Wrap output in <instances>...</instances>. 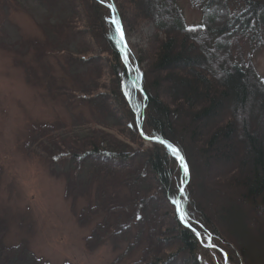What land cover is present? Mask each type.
I'll return each instance as SVG.
<instances>
[{
    "label": "trees",
    "instance_id": "16d2710c",
    "mask_svg": "<svg viewBox=\"0 0 264 264\" xmlns=\"http://www.w3.org/2000/svg\"><path fill=\"white\" fill-rule=\"evenodd\" d=\"M31 1L62 13L52 33L75 70L76 89L46 87L94 113L86 133L53 149L74 178L95 182L89 214L101 215L86 247L128 239L127 253L141 250L133 264H264V74L252 62L264 49V0H189L201 12L191 25L178 0ZM114 19L125 39L153 30L124 50ZM192 156L211 184L226 171L235 192L220 194V208L198 195ZM237 218L257 244L225 227ZM6 231L0 219V264H48L26 244H3Z\"/></svg>",
    "mask_w": 264,
    "mask_h": 264
},
{
    "label": "rangeland",
    "instance_id": "374dc122",
    "mask_svg": "<svg viewBox=\"0 0 264 264\" xmlns=\"http://www.w3.org/2000/svg\"><path fill=\"white\" fill-rule=\"evenodd\" d=\"M178 4L187 24L200 21V10L189 0H178ZM62 17L60 11L31 0H0V219L7 224L2 242L6 246L26 244L48 264H133L141 250L131 248L127 253L128 239L103 240L92 250L86 247V237L101 215V211L89 214L95 203V182L84 175L74 178L65 161L54 156L53 149L62 139L83 135L94 125L88 103L79 97L52 94L46 87L54 80L55 85L76 89L70 76L75 70L65 71L58 51L67 43L52 33L63 27ZM152 30L148 25L130 34L123 39V49L128 41L143 45ZM38 44L43 48L36 57ZM241 45L244 55L250 52L247 43ZM252 55L255 68L263 75L264 49ZM187 122V117L180 119V124ZM192 161L196 179L204 183L197 185L198 195L208 207L220 208L214 203L222 198L220 194L235 192L226 171L220 170L211 184L193 156ZM224 214L215 212L214 216L227 220ZM79 215L85 217L84 222ZM239 223L237 218L225 227L238 232L251 246L257 244L255 236Z\"/></svg>",
    "mask_w": 264,
    "mask_h": 264
},
{
    "label": "snow or ice",
    "instance_id": "6c2138e0",
    "mask_svg": "<svg viewBox=\"0 0 264 264\" xmlns=\"http://www.w3.org/2000/svg\"><path fill=\"white\" fill-rule=\"evenodd\" d=\"M112 22L117 25V31L120 32V42L123 43V39L124 38H123L122 30H121V28L119 26V22L117 20H115V19ZM160 142L164 143V141H160ZM168 147L171 149L173 154L176 155L179 158L181 166L184 168L185 174H187L188 169H187V165L184 163L183 157L179 156V152H178L177 149H175L171 145H168ZM181 191H183V190L181 189ZM176 203H178V202H176Z\"/></svg>",
    "mask_w": 264,
    "mask_h": 264
},
{
    "label": "water",
    "instance_id": "95a60500",
    "mask_svg": "<svg viewBox=\"0 0 264 264\" xmlns=\"http://www.w3.org/2000/svg\"><path fill=\"white\" fill-rule=\"evenodd\" d=\"M182 157V156H181ZM225 257V259H226V256H224ZM226 261H227V259H226ZM226 264H229L228 262H226Z\"/></svg>",
    "mask_w": 264,
    "mask_h": 264
}]
</instances>
